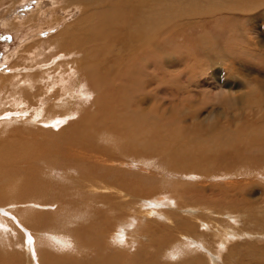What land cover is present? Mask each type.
I'll list each match as a JSON object with an SVG mask.
<instances>
[{
  "label": "rangeland",
  "instance_id": "obj_1",
  "mask_svg": "<svg viewBox=\"0 0 264 264\" xmlns=\"http://www.w3.org/2000/svg\"><path fill=\"white\" fill-rule=\"evenodd\" d=\"M127 3L132 6L140 4H136L134 0H129ZM64 4H67V8L63 7ZM73 5L71 0L68 3L63 0H18L17 3L14 0H0V73L7 72L9 64L14 59L19 60L23 54V46L41 36L49 41L54 32L65 26V21L71 22L82 16V10L77 5ZM216 7L217 9L211 14L209 12L211 8H209L206 15L184 14L180 21L176 22L175 19L173 21L175 25L172 22L167 28L172 33L171 40L167 35L162 37V41L156 40V53L159 51L160 55L158 54L157 68L151 69L155 71V75L148 71L153 79V82H150V84L154 83L153 86L144 83L147 79V70H141L135 78V85L140 83V90L136 94L141 97L144 104L137 108L140 110L139 114L146 115L147 112L153 115V122H156L149 135L152 145L145 142L148 140L146 136H141V140L138 137L135 141L132 135L137 132L130 131L127 128L128 125L124 126L125 128L118 136H121L124 145L137 144L141 141L143 153L140 155L150 150L155 156L154 159L152 158L155 165L148 168L142 165L141 170L138 169L142 171L140 176L145 180L137 183L138 186L135 184L128 187L130 195L123 199L127 207L132 205L134 199L142 196V193H137L144 189L146 183L147 186H152L150 194L154 197H150V203L152 207H156L153 208L155 210L161 211L164 203L166 209H170L166 203L171 205L173 199L174 201L179 199L181 205L187 206L188 203L190 205L188 209L193 214L179 218V228L175 232L176 240L168 238L169 240L166 239L164 243L175 246L179 241L184 243V236H189L203 240L201 242L214 255L221 249L218 254L220 256L216 260L201 250L194 259L189 260L188 264H264V0H216ZM32 16L36 17L35 23L38 26L45 25L48 20L50 23L52 19L57 18L64 19V22L61 21V27L58 24L53 28L45 25L43 32L39 33V29L37 30L38 34L32 31L33 29H28V25L19 23L15 28L5 24L7 20H12L14 17L18 18H16L18 23L29 20ZM192 19L197 21L189 23ZM161 44L165 46L161 47ZM34 52H31L32 56ZM42 55L45 56V53ZM165 57L169 62L164 65L165 69H161L160 64ZM79 58L82 59L83 54H80ZM49 60L48 57L43 59L47 64L46 68L56 66L62 58L56 56L52 61ZM145 64L142 61L135 66V69L145 68ZM62 68H66V65L63 64ZM77 71L81 72L80 69ZM114 73L117 74V71ZM58 88L61 92L60 85L54 89L53 92L56 94L52 99L56 98ZM42 89L45 91V87ZM48 90L43 94V97L47 95L45 101L44 98L40 99L45 106V111H48V107L53 104L52 100H49ZM82 97L84 99L79 102L81 104L90 98L89 92ZM65 100L69 102V99ZM234 106L241 107L239 109L243 112L241 117L235 115L237 110ZM79 112H81L80 109ZM97 112L98 109H92L87 115L91 117ZM78 116L80 113L75 117ZM6 125V131H0V145L7 139L15 142V138L22 143L32 142L34 148L43 154L44 159L40 164L41 167L45 164L43 168H47L48 164L51 167L56 159L58 161L54 162V168L64 167L68 161L65 160L68 154L71 158L70 164L75 161L76 164L72 163L75 169L66 173L53 171L55 174L53 180L60 182L57 185L56 182L53 184L46 182L45 179H49V174L39 170L37 179L34 180L36 183L32 184L39 191L33 190V186L28 184L31 180L26 178L29 172L26 165L19 164L14 170L20 177L11 180L14 182L11 188H0V206H5V202L28 204L30 201L35 203L42 199L47 205L44 206L45 208H38V215L52 216L64 205L68 206L75 199L83 197L86 180L74 179L70 185L72 188L68 190L65 198L55 199L58 193H64L63 187L67 186L66 183H61L62 180L83 175L82 170L85 168L83 166L87 165L82 153L84 146L81 145V138H77L80 142L71 138L73 126L63 128L64 124L59 129L44 127V130H41L37 126L23 123L16 124L17 127L11 123L10 126ZM195 126L201 127L200 133H192V135L186 133V141L179 137V128L187 127L186 130ZM111 129L112 126L107 125L103 130L99 129L96 134L111 131ZM115 136L117 135L114 134ZM79 144L82 146V151L77 147ZM93 147L94 145L85 149L84 152H88ZM134 147L132 145L131 149ZM128 154L133 155L131 151ZM80 159L83 163H79ZM190 171L198 176L201 175L200 178L196 179L194 174L188 173ZM184 173L191 174L192 177L184 178ZM42 182L45 185L49 183V191L56 188L57 190L53 193L42 191L46 189ZM33 194L36 197H30ZM156 197L163 199L156 200ZM102 200L101 196L94 198V201ZM106 201L108 203L109 199L107 198ZM52 205L54 207H51ZM193 205H197L194 211L191 208ZM132 207L135 208V206ZM126 213L136 214L127 210L123 213V217ZM160 215L151 218L164 220ZM229 215L232 216L229 217ZM29 216V211L24 214L14 212L12 215L15 223L24 232V241L20 243L24 246L20 248L18 244L8 247L0 243V264H32L33 261L34 264L37 263L36 234L29 225ZM20 219L26 223L27 227ZM184 220H188L190 224L198 228L187 232ZM80 221L82 220L76 218L66 227H61V230L67 232ZM47 224L45 228L49 231L57 229V227L49 229ZM4 227V233L8 231L15 241L21 239L8 225ZM189 229L192 230L190 226ZM129 230L127 228L123 231L128 233ZM142 230V226L139 230L131 229L132 233H139ZM0 232L3 231L0 230ZM114 232L122 234L118 230ZM194 233L197 236H194ZM135 236L137 243L136 233ZM172 245L170 246L173 247ZM121 246L126 251H131L132 259L142 258L143 260L147 257L141 244L137 250L133 248L135 244L129 248L127 240ZM132 251L138 252V256ZM123 257L120 260L121 264L132 262L131 259ZM173 261L174 264L186 263L178 256H175ZM109 263L112 264L110 260L106 262V264Z\"/></svg>",
  "mask_w": 264,
  "mask_h": 264
},
{
  "label": "bare ground",
  "instance_id": "obj_2",
  "mask_svg": "<svg viewBox=\"0 0 264 264\" xmlns=\"http://www.w3.org/2000/svg\"><path fill=\"white\" fill-rule=\"evenodd\" d=\"M14 1L18 2V0ZM63 1L68 3L69 0ZM71 1L74 3L73 6L77 5L82 10V16L71 20V22L65 21L63 28L61 21L64 22V19L57 18L56 20L52 19L50 23L49 20L48 23L45 22L47 27L53 28L58 24L61 29L54 32L49 41L44 40L41 36L23 46V54L19 60L14 59L10 63L11 65L9 64L8 71L0 73V131H6V124L10 126V123L14 124V127H17L16 124L23 123L33 127L37 126L41 130H44V127L59 129L64 124L63 128L73 126L72 131L70 130L71 138L76 140L81 138L84 151L93 145L94 147L88 152H84L82 146L77 145L81 148L80 150L87 161V165L83 166L85 167L82 170L83 175L62 180L61 183H66L67 186L63 187L64 193H58L55 199L65 198L68 190L72 188L70 185L74 179L86 180L84 184L86 190L83 192L82 198L75 199L68 206L64 205L52 216L38 215V208H45L44 206L47 205L42 199L35 203L30 201L28 204L26 202L19 204L5 202V206H0V230L3 231L0 232V243L10 247L24 241V232L15 223L12 215L14 212L24 214L29 211V225L36 234V264H106L108 260L112 264H121L120 260L123 254L125 255L124 259L132 260L130 264H174L175 256L185 261L184 264H188L189 260L194 259L201 250L216 260L220 256L218 254L221 249L218 254L214 255L201 242L203 241L201 239L184 236V243L179 241L175 246L164 243L168 238L176 240L175 232L179 228L178 219L193 214L188 209L190 208L188 203L187 206L181 205L179 199L176 201L173 199L171 205L166 203L170 209H166L163 202L164 208L160 209L161 211L155 210L153 208L156 207H152L150 203V197H154L150 194L152 186L149 187L145 183L144 189L137 193H142V196L139 199H134L133 204L128 207L124 204L126 201L123 198L130 195L128 187L135 184L138 186L137 183L145 180L140 176L142 171L140 172L138 169L141 170L142 165L145 168L154 166L155 156L148 148L146 154L140 155L143 153L141 141L132 144L135 147L131 149L132 145H124L121 136H118L125 128L124 126L128 125L127 128L130 131L137 132L132 135L135 141L138 140V137L141 140V136H146L148 140L145 142L151 144L149 135L156 122H153V115L147 112L146 115L139 114L140 110L137 108L144 104L141 97L136 94L140 90V83L135 85V78L141 70H147V73L150 71L155 75V71L151 69L157 68L160 55L159 51L156 53V40L162 41L164 35L169 36L168 39L171 40L172 33L167 28L175 19L176 22L180 21L179 19L184 14L203 13L206 15L209 8H211L209 11L211 14L214 12L213 10L217 9L216 0H134L136 4L140 3L137 6L129 5L127 3L129 0ZM63 7L67 8V4H64ZM16 18L7 20L5 24L16 28L20 23L28 25V29H33L32 31L36 34H38V29L39 33L43 32L45 25L38 26L35 23V16L18 23V18ZM192 20L189 23L197 21L196 19ZM180 25H182L181 22ZM147 38L150 40H145ZM160 46L164 47L165 45L161 44ZM50 48L52 49L50 50ZM33 51L35 52L32 56L31 52ZM44 53L45 56L42 55ZM80 54H83L82 59L79 58ZM56 56H60L62 60L54 67L46 68L47 64L43 59L48 57L49 61H52ZM142 61L146 63L145 68L135 69V66H138ZM168 62L166 57L163 58L160 64L161 69H165L164 65H167ZM63 64L66 65V68H62ZM77 69H80L81 72L78 73ZM115 71L117 74L114 73ZM151 81L153 82V79L148 73L144 83L153 86L154 83L150 84ZM60 85L61 92L58 88L56 98L52 99L56 94L53 92L54 89ZM43 87H45V91L42 89ZM47 90L50 92L49 100H52L53 104L50 103L49 110L45 111V106L43 102H40V99L44 98L45 101L47 95L43 97V94ZM87 92H89L90 98L85 103H79L82 102L84 99L82 96ZM65 99H69V102ZM21 108L23 109L20 110ZM234 108L237 110L235 115L241 117L243 115L242 110H239L241 107L234 106ZM92 109H98V112L90 117L87 114ZM79 113L80 116L75 117ZM107 125L112 126L111 131L96 134L99 129L103 130ZM140 125H142V129H140ZM185 128H179V137L184 141H186V133L192 135V133L201 131L199 126L186 130ZM203 132L205 131L203 130ZM114 134L117 136L114 137ZM203 138L206 139V137ZM80 140L78 141L80 142ZM145 142L144 144H146ZM194 144L192 145L195 146ZM129 151L133 155H129ZM42 155L30 141L22 143L16 138L15 142L12 139L11 141L7 139L0 145V188H11L14 183L11 180L20 177L14 170L19 164L26 165L25 167L28 168L29 172H27L26 178L31 180L28 184L37 191L39 189H36L32 184L37 179L36 175L39 170L46 171L49 174V179H45V181L53 184L57 181L53 180L55 178L53 171L66 173L75 169L73 164H76V161L71 162V164L73 163L71 166L70 154L65 159L68 161L64 167L57 166L56 168H54V162L58 161L57 159L53 161V165L48 161L52 165L51 167L49 164L47 168H43L45 164L41 167V161L44 159ZM80 160L79 163H83ZM188 173H184L183 177L190 178L191 174H194L189 175ZM57 176L56 173V178ZM193 176L197 179L201 175L194 174ZM218 178L214 179L218 180ZM43 182L42 185L46 189L42 191L53 193L57 190L56 188L49 191V183L45 185ZM57 183L60 182L55 184L57 185ZM97 196L103 197V200L94 201ZM30 197H36V195L33 194ZM107 198L109 199L108 203ZM160 199L163 198L156 197V200ZM128 202L130 203V201ZM27 207H29L28 210ZM196 207L197 205H193L191 208L194 211ZM127 210L136 214L126 213L123 217V213ZM158 214H161L160 217L164 220L151 218ZM231 216L229 215V217ZM76 218L82 221L76 223L75 227L70 228L67 232L61 230V227H66ZM20 221L27 227L23 220L20 219ZM47 223L49 229H53V227H57V229L49 231L45 228ZM183 223L187 232L198 228V226L190 224L188 220H184ZM4 225H8L21 239L15 241L8 231L4 233ZM141 226L143 230L139 233L135 232L138 237L136 243L135 233H132L131 229L139 230ZM189 226L192 230L189 229ZM127 228L130 229L128 233L123 231ZM114 230L121 231L122 234H115ZM194 234L197 236L196 233ZM126 240L129 248L135 244L133 247L135 250L141 244L147 257L143 260L139 258L140 256L139 259H132L131 251H126L121 246ZM221 244L222 242H220ZM23 246L20 244V248ZM24 251L26 250L24 249ZM14 252L16 251L14 250ZM133 254L138 256V252H133ZM137 256L134 255L136 258Z\"/></svg>",
  "mask_w": 264,
  "mask_h": 264
}]
</instances>
